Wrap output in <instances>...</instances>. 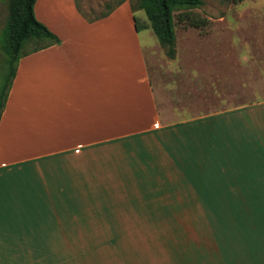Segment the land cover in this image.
I'll use <instances>...</instances> for the list:
<instances>
[{
	"label": "crops",
	"instance_id": "1",
	"mask_svg": "<svg viewBox=\"0 0 264 264\" xmlns=\"http://www.w3.org/2000/svg\"><path fill=\"white\" fill-rule=\"evenodd\" d=\"M131 10L124 2L90 22L76 0L36 1V19L61 44L18 63L0 171L51 178L47 200L35 184L0 181V264H44L31 259L39 246L23 241L41 237L45 207L62 206L63 191L74 218L103 224L54 235L103 239V263L264 264V103L223 98L232 71L209 80L180 70L182 89L154 81ZM191 93L202 97L193 103ZM195 103L199 114L170 120Z\"/></svg>",
	"mask_w": 264,
	"mask_h": 264
},
{
	"label": "rangeland",
	"instance_id": "2",
	"mask_svg": "<svg viewBox=\"0 0 264 264\" xmlns=\"http://www.w3.org/2000/svg\"><path fill=\"white\" fill-rule=\"evenodd\" d=\"M201 1L202 5L193 9L192 12L209 21L204 29L193 28L188 24L181 23L178 20L180 12H174L177 54L175 60H171L167 57L165 49L162 48L150 27V20L146 11L137 8L139 0H76L80 14L90 22L109 14L121 6L122 2L129 3L134 10L136 8L133 15L135 14L141 21L149 25L147 29L140 32L145 31V36H142V43L146 44L144 47L145 54L150 63V73L154 81L156 79L163 83L164 81H171L177 87L183 85L184 82L177 73L180 70H200L209 80L211 77L215 78L216 75L219 77L225 75L223 79H226V75L232 71L228 74V80L226 79L221 83V85L231 88L232 93L228 97L225 92L223 98L232 100V102L238 99L235 101L236 104L252 101L264 103V0H243L240 3H235L233 0ZM9 16V0H0V92L3 91L4 82L8 75L9 57L5 51L7 45L5 33ZM146 35L148 40H146ZM148 41L149 47H147ZM33 47L34 45H27L22 48L20 53L28 52ZM193 79L196 82L200 80L197 77ZM230 80L234 81L230 82ZM191 96L193 103L202 97H199L198 93H191ZM174 103L175 109L183 108L184 104L178 103L177 96L174 97ZM193 106L195 107H189L190 109L186 111L174 109L175 115L170 120L181 121L187 118L188 113H191V116L199 114L196 103ZM204 108L207 109V106L200 109ZM241 145L244 143L239 142V147ZM56 166H59L56 168L58 176H66L67 165L59 163ZM21 170L23 168L18 166L1 170L0 173L10 172L0 174V181L35 184L39 188L37 192L41 199L44 197L47 200L45 190L47 179L45 177L50 179V175L46 174L44 177L36 171L25 175ZM54 178L57 179V176ZM49 188L47 187L48 198L49 194L53 192ZM96 194L98 195V193ZM69 198L70 191H63L60 200L62 206L45 207V220L41 224L42 235L40 238L32 236L24 239V244L29 243L32 247L39 246V251H42L32 254V261H40L44 264H85L93 260L94 256V261L98 262L95 264H108L103 263L107 262L106 256L108 257V255L104 257L102 255L104 252L103 239L54 235V230H95L102 228L103 222L101 221L88 222L74 218L72 213L74 203L70 200L69 204ZM78 202L79 200H75V204ZM41 216L43 217L42 214ZM99 240L100 242H97ZM60 249L63 250L60 252ZM91 249H94L98 255H93Z\"/></svg>",
	"mask_w": 264,
	"mask_h": 264
},
{
	"label": "trees",
	"instance_id": "3",
	"mask_svg": "<svg viewBox=\"0 0 264 264\" xmlns=\"http://www.w3.org/2000/svg\"><path fill=\"white\" fill-rule=\"evenodd\" d=\"M36 1L9 0L10 16L5 33L7 39L5 51L9 57V62L8 75L4 82L3 91L0 92V120L6 107L20 59L27 54L61 44L59 37L36 19L34 13ZM233 1L240 3L243 0ZM201 5V0H139L137 8L146 11L150 20V27L160 45L165 49L166 55L170 59H174L176 57L174 12H180L178 20L181 23L188 24V26L193 28L204 29L209 24V21L192 12L193 9L199 8ZM132 11L134 13L136 8L134 10L132 7ZM112 12L102 18L109 16ZM134 22L138 32L149 27L146 22L141 21L135 14ZM27 45H34V47L28 52L20 53L22 48Z\"/></svg>",
	"mask_w": 264,
	"mask_h": 264
}]
</instances>
